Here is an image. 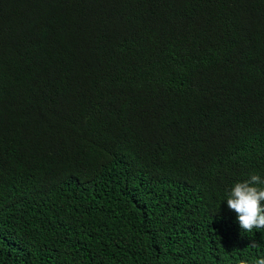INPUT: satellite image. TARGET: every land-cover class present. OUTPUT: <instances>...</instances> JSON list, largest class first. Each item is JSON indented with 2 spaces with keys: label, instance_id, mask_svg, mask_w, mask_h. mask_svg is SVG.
I'll list each match as a JSON object with an SVG mask.
<instances>
[{
  "label": "trees",
  "instance_id": "1",
  "mask_svg": "<svg viewBox=\"0 0 264 264\" xmlns=\"http://www.w3.org/2000/svg\"><path fill=\"white\" fill-rule=\"evenodd\" d=\"M252 174L264 0H0V264H255Z\"/></svg>",
  "mask_w": 264,
  "mask_h": 264
},
{
  "label": "clouds",
  "instance_id": "2",
  "mask_svg": "<svg viewBox=\"0 0 264 264\" xmlns=\"http://www.w3.org/2000/svg\"><path fill=\"white\" fill-rule=\"evenodd\" d=\"M227 206L238 217L239 227L244 232L264 229V179L252 174L249 179L236 182L228 193ZM249 247L258 245L253 242ZM239 264H248L241 259ZM255 264H264V257L255 260Z\"/></svg>",
  "mask_w": 264,
  "mask_h": 264
}]
</instances>
